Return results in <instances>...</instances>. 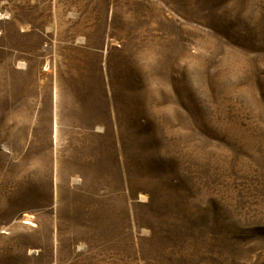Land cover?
I'll return each mask as SVG.
<instances>
[{"label":"rangeland","instance_id":"1","mask_svg":"<svg viewBox=\"0 0 264 264\" xmlns=\"http://www.w3.org/2000/svg\"><path fill=\"white\" fill-rule=\"evenodd\" d=\"M0 264H264V0H0Z\"/></svg>","mask_w":264,"mask_h":264},{"label":"bare ground","instance_id":"2","mask_svg":"<svg viewBox=\"0 0 264 264\" xmlns=\"http://www.w3.org/2000/svg\"><path fill=\"white\" fill-rule=\"evenodd\" d=\"M93 87H95V89L97 90V92L99 91V84H97V81H95V82H93ZM90 90H91V93L94 91V89L92 90L91 89V87H90ZM87 93H90V92H87ZM88 95V94H87ZM93 99V98H92ZM102 100V99H101ZM100 121H104V119L103 118H101L100 117ZM99 129H102L101 127H99ZM57 133H58V130H57ZM58 138L56 137V140H57ZM58 144V143H57ZM76 180V179H75ZM28 219H30V218H28Z\"/></svg>","mask_w":264,"mask_h":264}]
</instances>
